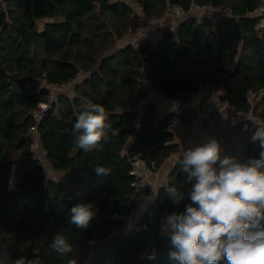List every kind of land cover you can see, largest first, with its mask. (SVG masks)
I'll return each instance as SVG.
<instances>
[{
	"label": "trees",
	"instance_id": "trees-1",
	"mask_svg": "<svg viewBox=\"0 0 264 264\" xmlns=\"http://www.w3.org/2000/svg\"><path fill=\"white\" fill-rule=\"evenodd\" d=\"M133 1L135 7L124 0H0V264L35 254L45 264L69 258L77 264H177L161 220L191 203L192 185L177 163L181 155L151 197L140 228L125 230L120 218L132 207L129 160L152 161L158 170L179 150L166 129L168 117H157L143 80L166 99L177 90H220L235 111L249 109V90L264 92V33L257 32V18L247 16L264 0ZM191 4L231 15L215 26L188 16L136 49L124 42L139 33L142 17L159 20L169 7L188 11ZM73 80L72 98L58 93L37 125L54 179L31 158L28 130L40 104L48 102L49 87ZM85 101L104 106L112 125L100 150L85 152L74 144L73 125ZM258 107L264 111V95ZM260 151L250 138L235 156L243 162L259 158ZM97 165L110 175H97ZM165 184L185 193L178 205ZM80 203L99 209L86 230L70 223V210ZM57 234L72 243L69 257L51 248Z\"/></svg>",
	"mask_w": 264,
	"mask_h": 264
},
{
	"label": "clouds",
	"instance_id": "clouds-1",
	"mask_svg": "<svg viewBox=\"0 0 264 264\" xmlns=\"http://www.w3.org/2000/svg\"><path fill=\"white\" fill-rule=\"evenodd\" d=\"M81 109L73 125L74 144L85 152L100 150L112 127L106 109L91 101L83 102ZM251 140L259 143V158L243 162L224 155L214 138L181 153L177 163L187 176L186 183L192 185L187 194L191 203L162 219L174 249L170 258L177 264H218L222 259L228 264H264V125L257 127ZM110 171L103 165L95 168L99 176ZM162 187L174 204L185 198L175 186ZM70 211V223L86 230L99 209L95 203H80ZM51 248L60 258L73 253L72 243L60 234ZM14 264L45 262L39 256H21ZM66 264L77 261L69 258Z\"/></svg>",
	"mask_w": 264,
	"mask_h": 264
},
{
	"label": "built area",
	"instance_id": "built-area-1",
	"mask_svg": "<svg viewBox=\"0 0 264 264\" xmlns=\"http://www.w3.org/2000/svg\"><path fill=\"white\" fill-rule=\"evenodd\" d=\"M129 6L135 7L136 3L133 0H124ZM167 15L180 21L188 16L196 17L199 21L203 18L207 19L212 26H215L220 20L229 18L231 15L230 10H210L205 7H201L196 4H191L188 11L182 10L178 6H171L167 9ZM248 17L257 18V32L259 34L264 33V3H261L254 11L247 14ZM174 25H168L167 27L158 26V29L154 27H146L136 36L132 38L129 44L133 48H137L140 41L156 42L162 32L165 29L173 31ZM76 81H69L64 85L57 87H49L50 96L47 103L40 104V110L33 114L34 124L28 130V137L30 141L29 154L38 165L43 169L44 173L48 176L53 175L51 166L45 161L43 152L39 143V137L37 134V125L41 121L42 114L52 103L57 102L56 92L64 93L66 89L71 87ZM143 89L147 91L148 99L154 102L156 107V113L158 101L164 98L159 92L155 90L152 84L144 79ZM264 92H254L249 90L247 92V100L249 102V109L246 111H235L229 104L228 100L222 98L223 93L215 90H209L207 88H200L192 92L182 93L180 91L175 92V96L170 98L172 105V112L168 115V121L166 129L169 132H175L177 128L183 124V119L179 115L181 110H189L198 119L207 120L219 127L227 128L231 131L230 136L218 135L216 139L223 148L224 155L235 156V149L240 143L247 139H250L259 125H264V111H260L258 102L261 100ZM140 105H138V108ZM135 129L139 128V123L134 124ZM213 139V138H212ZM209 139L202 141V144ZM130 171L129 175L132 177L131 186L132 193V207L128 214L121 216L123 227L125 230H138V225L141 216L147 209L152 192L156 187V180L158 178V170L155 169L154 163L147 162L142 158H132L129 160ZM113 219L119 218L117 215H112ZM142 228H145L142 226Z\"/></svg>",
	"mask_w": 264,
	"mask_h": 264
},
{
	"label": "crops",
	"instance_id": "crops-1",
	"mask_svg": "<svg viewBox=\"0 0 264 264\" xmlns=\"http://www.w3.org/2000/svg\"><path fill=\"white\" fill-rule=\"evenodd\" d=\"M177 22H179V21L176 20V23ZM173 23H174V21H173ZM75 84H76V82L74 83V85ZM74 85L71 86L72 90L74 88ZM65 96H68V95L65 94ZM72 96H68V97L72 98ZM138 109L140 110V107ZM157 110H158V112H157L158 118L168 117V115L172 112V105H171L170 100L169 99H162V100L158 101ZM179 115L183 119V124H181L177 128V130L175 132H173L174 142L178 145V149H179L178 150V156L181 155V153L189 147H196V146L201 145L202 141H204L206 139H212L218 135H224V136H230L231 135V131L229 129L219 127L216 124H213L207 120L198 119L194 115V113H192L189 110H181L179 112ZM130 141H129V143H130ZM164 162H163V164H164ZM163 164L161 165V167L163 166ZM170 169H171V167L166 172H163V175L159 179L158 184H156L154 191H156V189L163 183V181L165 180ZM152 196H154L153 192H152ZM161 229H162V220H161ZM162 231H163V229H162ZM163 232H165V231H163Z\"/></svg>",
	"mask_w": 264,
	"mask_h": 264
},
{
	"label": "rangeland",
	"instance_id": "rangeland-1",
	"mask_svg": "<svg viewBox=\"0 0 264 264\" xmlns=\"http://www.w3.org/2000/svg\"><path fill=\"white\" fill-rule=\"evenodd\" d=\"M136 11H137V13H140V10L139 9H136ZM143 18L144 17H142V26H141V29L139 30V32H141L146 27H154V28L158 29V26L167 27L168 25H171V24L174 25L176 23V19L173 18V17H171V16H169V15H167V14L162 19H159V20H147V19H145V18L143 19ZM173 21H174V23H173ZM133 37L126 39L124 42L125 43L130 42ZM56 93H59L60 95L67 94L68 96H72L73 95V90H72V87H69L68 89L65 90L64 93H62V92H56ZM177 156H178V153L172 155L169 159H167L164 162L163 166L160 169H158V178L156 180V184H158L159 179L163 175V172H166L170 167H172V165L174 163V160L176 159ZM49 177L57 178V175L56 174H53V175H51Z\"/></svg>",
	"mask_w": 264,
	"mask_h": 264
},
{
	"label": "water",
	"instance_id": "water-1",
	"mask_svg": "<svg viewBox=\"0 0 264 264\" xmlns=\"http://www.w3.org/2000/svg\"><path fill=\"white\" fill-rule=\"evenodd\" d=\"M140 132L137 130L134 134V137L136 138L137 136H139ZM35 256H38L37 254H35Z\"/></svg>",
	"mask_w": 264,
	"mask_h": 264
}]
</instances>
